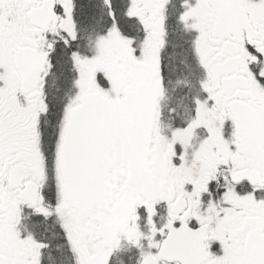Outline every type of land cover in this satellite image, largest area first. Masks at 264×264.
Listing matches in <instances>:
<instances>
[{"label": "snow or ice", "instance_id": "snow-or-ice-1", "mask_svg": "<svg viewBox=\"0 0 264 264\" xmlns=\"http://www.w3.org/2000/svg\"><path fill=\"white\" fill-rule=\"evenodd\" d=\"M0 264H264V0H0Z\"/></svg>", "mask_w": 264, "mask_h": 264}]
</instances>
